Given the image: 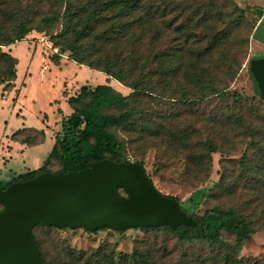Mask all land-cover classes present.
Segmentation results:
<instances>
[{
	"label": "trees",
	"instance_id": "trees-1",
	"mask_svg": "<svg viewBox=\"0 0 264 264\" xmlns=\"http://www.w3.org/2000/svg\"><path fill=\"white\" fill-rule=\"evenodd\" d=\"M243 13L233 0H0V85L4 90L15 86L18 58L3 47L32 31L49 35L52 48H57L50 56L53 62L58 64L66 55L131 90L123 94L108 83L80 85L66 100L72 111L62 118L42 165L0 181V188L42 172L80 170L103 158L128 162L127 150L141 154L134 162L144 167L142 155L153 147L154 170L166 171L180 162L179 180L195 191L210 179L212 155L220 153L219 179L201 201L216 202L195 212L180 203L196 220L200 233L185 226L135 227L161 230L168 238L137 246L130 255L131 264H163L164 260L264 264V257L238 254L259 223L264 224V100L248 69L253 57L247 60V70L259 100L231 89L246 59L239 34ZM257 13L260 19L263 10ZM44 138L43 130L29 127L11 135L27 145H37ZM241 146L244 151L240 149L237 158ZM53 166L58 168L52 170ZM145 173L154 184L146 169ZM165 195L180 202L176 196ZM224 198L232 199L224 204ZM37 227L76 228L44 224L32 228L43 263L56 264L46 258L35 234ZM104 228L112 229H100ZM222 233L232 235L233 241H226ZM170 247L178 252L176 260ZM61 251L64 264L116 261V252L106 245L90 252L70 247Z\"/></svg>",
	"mask_w": 264,
	"mask_h": 264
},
{
	"label": "rangeland",
	"instance_id": "rangeland-1",
	"mask_svg": "<svg viewBox=\"0 0 264 264\" xmlns=\"http://www.w3.org/2000/svg\"><path fill=\"white\" fill-rule=\"evenodd\" d=\"M233 1L236 6L244 10V20L239 28V34L244 40L242 46L246 50V59L243 61L238 76L231 83V89L257 102L259 97L256 95V87L247 70V60L249 57L264 56V14L259 19L257 12L262 7L255 4L259 2L258 0ZM34 47L36 49L33 54ZM3 49H11V53L19 60L16 66L18 69L15 81L16 90L11 92V90H4L2 85L0 86V178L5 181H10L18 175L20 172H16L28 162V152L21 150V144L11 140V134L24 127L44 129L46 132L44 143L32 150L37 153L39 159L45 158L54 141L55 132L53 131L60 129L62 116L72 111L64 98L74 93L80 84L108 83L116 89L123 90L120 91L124 92L123 94L131 91L115 79L108 80L105 73L79 65L74 61L66 59L65 63L53 62L49 57L57 51V48H52L49 35L44 32L32 31L25 39L3 47ZM31 56L32 59H30ZM118 132L124 137L122 130ZM244 147L238 148L235 157H240ZM155 151V148L148 147L142 158L147 174L150 175L160 192L178 197L180 203L190 212L211 206L216 202L209 200L207 203H201L203 193L219 179L222 154L212 155L210 179L199 189L193 191L189 185L179 180L180 162L174 163L166 171L156 172L154 170ZM124 155L133 162L141 159V154L136 155L131 150H127ZM57 168L58 166L51 167L52 170ZM28 169L30 168H26ZM231 199L224 198L222 202L226 204ZM35 234L43 246L46 258L57 262L56 264L65 262L61 251L63 248L70 247L76 251L90 252L101 245H106L116 252L115 264H131L130 255L137 246H141L146 241L161 242L168 238L162 235L161 230L144 231L135 227L120 232L107 228L87 232L83 228L55 230L37 227ZM222 237L229 242L234 239L227 233H222ZM169 238L172 239L170 236ZM170 251L176 260L178 252H173L171 247ZM189 251L191 252L192 249ZM238 254L243 258L264 257L263 223H259L257 231L250 239L244 241ZM125 255L128 256L126 260L123 258ZM171 261L164 260L163 264H171Z\"/></svg>",
	"mask_w": 264,
	"mask_h": 264
},
{
	"label": "water",
	"instance_id": "water-1",
	"mask_svg": "<svg viewBox=\"0 0 264 264\" xmlns=\"http://www.w3.org/2000/svg\"><path fill=\"white\" fill-rule=\"evenodd\" d=\"M248 69L264 100V56ZM0 264H44L32 234L37 224L58 228L126 230L167 225L200 229L171 196L160 192L135 162L103 158L80 170L42 172L0 188Z\"/></svg>",
	"mask_w": 264,
	"mask_h": 264
},
{
	"label": "crops",
	"instance_id": "crops-1",
	"mask_svg": "<svg viewBox=\"0 0 264 264\" xmlns=\"http://www.w3.org/2000/svg\"><path fill=\"white\" fill-rule=\"evenodd\" d=\"M259 2L257 3H255L256 5H259V6H261L262 8V10H263V14H264V3H263V0H258ZM263 16V15H262ZM261 16V17H262ZM255 29V28H254ZM254 31V30H253ZM33 37V36H32ZM38 44V43H37ZM39 45H41V46H43L42 44H39ZM37 46V45H36ZM35 49H36V47H34V51H33V54H34V52H35ZM53 53V52H52ZM32 54V55H33ZM48 57H49V55H48ZM50 58V57H49ZM30 59H32V56H31V58ZM66 59H67V56L65 55V56H63V58H60V60H59V62H58V64H60V61H61V63H65L66 62ZM18 62H19V60H18ZM18 65V64H17ZM80 65V64H79ZM17 74H18V69H17ZM108 78V77H107ZM16 79H17V77H16ZM108 80H110L109 78H108ZM16 81V80H15ZM84 84H86V83H84ZM80 85H82V84H80ZM91 85V84H90ZM96 85V84H95ZM1 86V85H0ZM112 86V85H111ZM2 87V86H1ZM79 88V87H78ZM116 89V88H115ZM14 90H16V84H15V86L13 87V89L11 90V92H13ZM118 91H123V90H119V89H117ZM76 91V90H75ZM122 93H124V92H122ZM72 94H74V93H72ZM72 94H70V95H68L67 97H65L64 99H65V101L67 100V98L69 97V96H71ZM70 114V113H69ZM69 114H66V115H64V116H67V115H69ZM64 116H62V118L64 117ZM62 120V119H61ZM61 120H60V122H61ZM29 128H35V127H29ZM21 129V128H20ZM35 129H38V130H43L44 131V133H45V138H44V140H43V142H41V143H39V144H37V145H27V144H24V143H21V142H19V141H16V140H13V139H11V140H13L14 141V143H19V144H21V146H22V148H21V150H26L27 152H28V162L26 163V164H24V166H23V168H21L19 171H17L16 173H18V172H20V173H23V172H26L27 170H26V168H30V169H28V170H31V169H36V168H38V167H40L41 165H42V163H43V161H44V159L46 158H43V159H39V156L37 155V153L36 152H34L32 149L33 148H36L37 146H39V145H41V144H43L44 143V141H45V139H46V132H45V130L44 129H42V128H35ZM59 130L60 129H58V130H54L53 131V133H54V135H56L58 132H59ZM12 135V134H11ZM54 139H55V137H54ZM53 144H54V141H53V143H52V146H53ZM52 146H51V148H52ZM51 150V149H50ZM50 152V151H49ZM48 152V153H49ZM48 155V154H47ZM46 155V156H47ZM23 171V172H22ZM19 174V173H18ZM0 181H5V180H2L1 178H0ZM5 182H7V181H5Z\"/></svg>",
	"mask_w": 264,
	"mask_h": 264
},
{
	"label": "built area",
	"instance_id": "built-area-1",
	"mask_svg": "<svg viewBox=\"0 0 264 264\" xmlns=\"http://www.w3.org/2000/svg\"><path fill=\"white\" fill-rule=\"evenodd\" d=\"M131 162H133V161H131Z\"/></svg>",
	"mask_w": 264,
	"mask_h": 264
}]
</instances>
